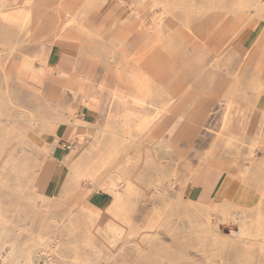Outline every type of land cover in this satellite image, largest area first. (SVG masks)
<instances>
[{"label":"rangeland","instance_id":"374dc122","mask_svg":"<svg viewBox=\"0 0 264 264\" xmlns=\"http://www.w3.org/2000/svg\"><path fill=\"white\" fill-rule=\"evenodd\" d=\"M255 105L264 0H0V264H264Z\"/></svg>","mask_w":264,"mask_h":264},{"label":"crops","instance_id":"0c3cea01","mask_svg":"<svg viewBox=\"0 0 264 264\" xmlns=\"http://www.w3.org/2000/svg\"><path fill=\"white\" fill-rule=\"evenodd\" d=\"M255 39H256V37H255ZM143 40L146 42L147 39H143ZM141 48L142 47L140 46V49ZM52 57H55L57 59V60H55V62H53V64H54V65L52 64L53 67L55 69H58L63 74H66L67 72H69V69L71 67H74V65H75V58H74L73 52L69 48H63L62 45H61V47H59L57 49V51L52 53ZM255 107H256V105H255ZM256 109L259 112H261L262 114H264V110L260 109V107H258V105H257ZM216 169L223 172L224 175H227L229 173L228 171H224L222 169H218V168H216ZM206 175H209V177ZM212 178H219L220 183L222 182L221 181L222 177L220 174H218L215 171H209V170L206 172V174H204V176H202L201 180L207 186V183L211 182Z\"/></svg>","mask_w":264,"mask_h":264},{"label":"bare ground","instance_id":"6f19581e","mask_svg":"<svg viewBox=\"0 0 264 264\" xmlns=\"http://www.w3.org/2000/svg\"><path fill=\"white\" fill-rule=\"evenodd\" d=\"M143 27H145V26H143ZM141 33L143 34V35H147V34H149L148 32H143L142 30H141ZM150 35V34H149ZM148 38H150V37H148ZM5 168V167H4ZM208 168H203L202 170H201V174H198L197 175V177L194 179V181L192 182V188H191V192H192V200L195 202V204H199V205H207L208 204V201H209V199H210V196L212 195V192H214V190L216 189V184H218V183H220V179L219 178H212V182L214 183V185H212L211 184V182L210 183H208L207 184V186H206V184H204L205 186H202V180H201V178H202V176H204V174H206V170H207ZM4 170V169H3ZM203 187H205L207 190L205 191L204 189H202ZM204 191V192H203ZM201 193H204V194H201ZM195 194H197V195H199L201 198L202 197H204V199H206V200H204V199H201L200 200V198H195L194 197V195ZM204 195V196H203ZM234 217V216H233ZM217 222V221H216ZM218 223V222H217ZM215 227V226H214ZM218 228V227H217ZM242 230H244V229H242ZM242 236V234L241 235H239V237H241ZM8 245V244H7ZM13 245V244H12ZM5 255V254H4ZM25 259V258H24ZM24 261V260H23ZM30 262V261H29ZM19 263V262H18ZM28 264V263H27ZM36 264H37V262H36Z\"/></svg>","mask_w":264,"mask_h":264}]
</instances>
